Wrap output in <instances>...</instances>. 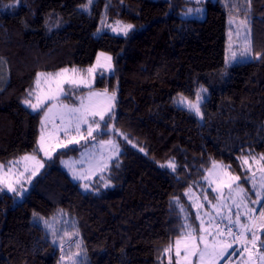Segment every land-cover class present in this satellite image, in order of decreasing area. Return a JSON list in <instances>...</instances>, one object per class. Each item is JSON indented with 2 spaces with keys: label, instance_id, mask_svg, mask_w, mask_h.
<instances>
[{
  "label": "trees",
  "instance_id": "16d2710c",
  "mask_svg": "<svg viewBox=\"0 0 264 264\" xmlns=\"http://www.w3.org/2000/svg\"><path fill=\"white\" fill-rule=\"evenodd\" d=\"M193 6L190 0H0V164L27 154L44 163L22 201L0 189V264H60L59 248L36 221L59 213L74 224L86 264H169V257L176 264L166 249L189 222L199 226L187 192L206 189L213 164L222 163L250 189L244 160L264 158V0H209L204 18L185 17ZM233 17L249 21L255 58L229 64ZM115 22L133 30L118 36L101 29ZM101 52L110 55L113 71L90 89L113 93L116 102L99 122L112 131L95 139L114 138L120 153L85 190L61 161L90 142L45 159L39 138L47 105L32 111L23 101L38 74L91 67ZM200 90L201 116L178 104Z\"/></svg>",
  "mask_w": 264,
  "mask_h": 264
},
{
  "label": "rangeland",
  "instance_id": "374dc122",
  "mask_svg": "<svg viewBox=\"0 0 264 264\" xmlns=\"http://www.w3.org/2000/svg\"><path fill=\"white\" fill-rule=\"evenodd\" d=\"M94 0H91L93 2ZM194 6L188 11L185 17L188 18H204L206 15L205 4L209 0H190ZM216 1V0H211ZM246 20L247 30L245 26L240 22ZM128 24L124 22L105 23L101 29L108 31L111 34L118 36H125V31L130 33L133 29L127 28ZM249 21L243 17H233L229 21V42H228V53L227 61L229 64L247 61L249 59L242 58L240 52L245 44V39L250 42L251 46V31ZM126 34V35H127ZM231 53L236 54V60H231ZM103 54V55H102ZM110 57L109 54L101 52L98 54L95 64L88 68H69V70L76 69L77 75L82 76L85 83H79L77 85H71L68 83H58L55 79L56 73L62 70L52 73V79H45L40 77V85L31 92V100L33 103L36 102L35 97L37 95L42 98L45 96L53 95L56 99L47 100L39 109H32V111H38L47 105V109L43 115L41 122V133L39 138V147L45 159H51L58 151L68 149L73 146L85 145L89 141V145H85L78 156H72L63 158L61 161L62 166L69 173L74 181L80 182L82 187L87 190L85 186L88 181L94 180L96 177L104 173L111 165L112 161L115 160L119 153L120 148L118 142L114 138L98 140L95 139V134L112 131L113 127L103 126L101 123L100 129L94 131L92 136H88L86 124H81L80 133L84 136L80 138L75 132L70 130V135L79 140V143H68V137L65 136L64 128L68 125L70 120V113L68 109L79 108L81 104L89 107L96 108L98 110L106 109L111 104V111L105 112L104 120L106 117L111 115L115 110L116 95L114 99L109 100V97L113 96V93L107 92V96L94 95L89 99L90 94L98 93L103 94L105 91L99 89H90L96 83L98 76L109 75L113 71L112 61H107L105 58ZM99 60L101 65L109 64L108 67H98L97 61ZM94 68L95 71L88 74L87 70ZM49 74V73H45ZM89 88L83 95L76 93L78 89ZM80 94V92H79ZM201 97L199 101L200 111L197 113L194 109L189 107V103H196V99L192 100L185 96H181L178 99V104L182 107L192 110L197 115L201 116V106L204 101V96L201 90L198 92ZM71 96L72 99H80L78 104H70L68 102L61 101L62 97ZM183 98V102H182ZM67 105V108L64 106ZM51 108V111L48 109ZM89 123H92V117L89 116ZM96 122L104 121L100 120L99 116L95 117ZM41 137H43V148L41 147ZM109 141L111 143H109ZM67 144V147L61 145ZM24 157H35V159H23ZM263 157L257 156L246 159V169L249 172V183L250 189H247L244 184L240 182V179H234L236 176L229 173L226 167L222 163H215L211 169L207 172L205 181L207 182L206 189L193 190L190 189L187 192V198L192 203L194 211L197 215L198 224L202 229H208V231L197 230L194 235L198 237L205 235L207 240L212 241L215 232L210 228V223L214 227L219 224L220 228H224L227 224V220L224 219L221 222L222 217L231 216L235 219L237 210L240 213V219L242 223L247 222V218L244 213L246 209H255L253 212L254 216L258 217L261 210H264V189L261 188V184L264 183V159ZM39 162V163H38ZM42 165V166H41ZM44 168V163L37 156L33 154H27L20 158L11 161L8 165L0 164V189L13 194L18 201H22L24 196L29 192L34 180L41 173ZM9 186L15 191L9 190ZM237 186L243 188L247 193L248 198L243 199L237 196ZM233 198L236 199L237 203H240L239 209L233 203ZM257 201V203H252ZM262 207V208H261ZM203 220V225H201ZM41 224L47 231V234L52 239L54 244L60 250V264H86V258L82 246V241L77 233L74 224L66 218L62 213L57 214L51 219H45L39 217L36 220ZM259 222V221H258ZM191 226L190 222L187 224L185 234L191 229H195ZM237 229H233L236 231ZM260 239L256 242V248L254 249V255L250 264H264V261H260L258 256L259 253H264V247H261V242H264V232L257 230ZM184 235L179 237L177 240H183ZM222 239L231 240L230 237H222ZM176 240V241H177ZM200 248H203V244H200ZM233 248H239V245H233ZM173 258L177 262L175 257V246L172 249ZM233 249L229 248L226 250L223 256H215L211 262L206 264H241L242 257L237 252L235 255L232 254ZM183 250L181 256L183 257ZM247 256V253L244 254ZM180 264H186L185 261L181 260ZM190 264H200L198 256L190 257Z\"/></svg>",
  "mask_w": 264,
  "mask_h": 264
},
{
  "label": "snow or ice",
  "instance_id": "6c2138e0",
  "mask_svg": "<svg viewBox=\"0 0 264 264\" xmlns=\"http://www.w3.org/2000/svg\"><path fill=\"white\" fill-rule=\"evenodd\" d=\"M250 3L251 0H248ZM88 3L91 4V0H88ZM87 7V6H85ZM242 25L245 26V29L247 30V22L246 20H242L240 22ZM131 25H128L127 28H131ZM127 32L125 31V35ZM103 55V54H102ZM240 55L242 58L246 59H254L251 51L250 42L247 41V38L245 39V44L240 52ZM259 55V54H257ZM231 60H236V54L231 53L230 56ZM107 61L111 60V57L105 58ZM98 67H108L111 68L110 63L101 65L99 60L97 61ZM95 71L94 68H89L87 70L88 74L91 75ZM40 77H45V79H52L51 74H45L40 73L38 74L36 85L37 88H39L40 85ZM55 79L58 83H68L71 85H77L79 83H85V80L82 76L77 75L76 69H63L61 72L56 73ZM206 91V90H205ZM33 93H29V96L31 97ZM94 95H104L107 96V92L103 94L98 93H92L90 94L89 99H91V96ZM114 94L112 97H109V100H113ZM36 102L33 103L31 99H25L23 101L24 104L29 106L30 108L36 110L39 109L47 100H53L56 99L55 96L49 95L45 97H41L37 95L35 97ZM201 97L197 95L196 103H189V107L194 109L197 113H199V101ZM183 102V98H182ZM67 108V105L64 106ZM48 111H51V108L48 109ZM111 111V104L106 109L98 110L93 107L85 106L83 103L81 104V107L79 108H70L68 109V112L70 115V120L68 125L64 128L65 136L68 137V143H79L78 139H75V137L70 135V130L72 132H75L77 135L80 136L81 139L84 138V136L80 133V127L81 124L87 125V135L92 136V133L94 131H97L100 129L101 125L99 122H96L95 117L99 116L100 120H104L105 112ZM89 116L92 117L93 122L89 123ZM111 119V117H109ZM105 128H107V124H105ZM41 147L43 148V137H41ZM109 143H111L109 141ZM63 147H67V144L61 145ZM23 159H35V157H24ZM264 159V158H262ZM39 163V162H38ZM244 163L247 164L248 161L244 160ZM42 166V165H41ZM169 166L173 169L175 166L169 163ZM238 179V177L234 178ZM264 179V178H262ZM261 188L264 189V183L261 184ZM9 190L15 191V189H12L11 186H9ZM237 196L241 197V202L243 199H247V193L243 188H240L237 186ZM233 203L236 205V208L239 209L240 203L236 202V199L233 198ZM252 203H257V201H253ZM255 209H246L244 215L247 218L246 223H242L240 219V213L237 210L235 214V219L233 220L231 216L228 217H222L221 222H223L224 219L227 220V224H225L224 228H220L219 224L215 225L214 227L210 223V228L212 231L215 232V236L212 241L207 240L205 235H200L197 237L194 235V232L197 230L200 231H208V229H202L200 226L197 227V229H191L188 231L183 240H177L175 242V257L177 258L176 264H180L181 260L185 261L186 264H190V257L191 256H198V259L200 261V264H206V262H211L213 260V257L215 256H223L227 249L232 248L233 252L232 254L235 255L237 252L240 253V256L242 257L241 264H250L252 261V257L254 255V249L256 248V242L260 239L257 230L264 232V210H261L257 216L253 215V212ZM259 221V222H258ZM203 220H201V225H203ZM191 228V226H189ZM237 229L236 231H233V229ZM230 237L231 240L222 239V237ZM203 244V248H200V244ZM233 245H239V248H233ZM261 247H264V242H261ZM183 250V257L181 256V251ZM166 251L171 252L172 248L166 249ZM247 253V256L244 254ZM260 261H264V253H259L258 256ZM172 258L169 257V264H171Z\"/></svg>",
  "mask_w": 264,
  "mask_h": 264
}]
</instances>
